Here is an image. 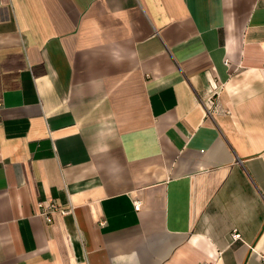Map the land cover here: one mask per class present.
<instances>
[{
	"label": "crops",
	"instance_id": "obj_1",
	"mask_svg": "<svg viewBox=\"0 0 264 264\" xmlns=\"http://www.w3.org/2000/svg\"><path fill=\"white\" fill-rule=\"evenodd\" d=\"M202 262L264 264V0H0V264Z\"/></svg>",
	"mask_w": 264,
	"mask_h": 264
},
{
	"label": "built area",
	"instance_id": "obj_2",
	"mask_svg": "<svg viewBox=\"0 0 264 264\" xmlns=\"http://www.w3.org/2000/svg\"><path fill=\"white\" fill-rule=\"evenodd\" d=\"M224 64L227 65V62L225 61ZM219 89H220V87L218 86L215 89L214 93L209 98L208 103H207L208 105L207 104L205 105V106H207L206 110H207V114L208 115H210V109H208V106L212 107L215 104V100L217 98ZM38 205H39V208H40V215L43 217L45 223L49 224L51 222L52 214L57 212V211H59L58 208L53 203L49 204L48 206H43L42 203H39ZM141 206H142V202L140 200H136V201L133 202L134 211L138 212L140 210ZM68 212L69 211H63L62 213L66 214ZM238 238H239L238 235H236V234L233 235V239H238ZM200 264H217V263H215V262H202Z\"/></svg>",
	"mask_w": 264,
	"mask_h": 264
}]
</instances>
